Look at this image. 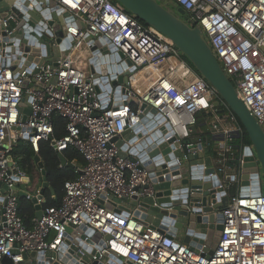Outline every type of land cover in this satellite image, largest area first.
Instances as JSON below:
<instances>
[{
    "label": "built area",
    "instance_id": "1",
    "mask_svg": "<svg viewBox=\"0 0 264 264\" xmlns=\"http://www.w3.org/2000/svg\"><path fill=\"white\" fill-rule=\"evenodd\" d=\"M27 1L28 10L17 6L26 23L36 0ZM48 1L74 19L61 39L71 40L64 56L42 54L45 45L31 33L36 29L45 33L39 20L25 27L24 46L30 51H13L19 60L12 66L5 54L14 29L7 28L18 16L10 12L0 19L6 36L0 41V264L5 257L12 264H264L261 172L260 194L252 195L250 172L244 187L247 195L241 196L243 165L249 157L246 149L251 144H246L242 125L216 90L166 36L139 23L113 0ZM170 1L175 10H184L188 26L202 32L239 98L264 129V0ZM91 42H99L98 50H108L99 52L93 64ZM60 45L53 37L50 47L57 50ZM101 54L107 60L110 55H122L111 64L121 66V71L111 74H128L122 85L126 94L110 79L101 83L110 90L97 91L91 69L107 64H101ZM55 116L65 123L59 139L53 137ZM142 117L150 123L149 129L141 123ZM139 127L146 132L135 136L133 130ZM129 130L130 135L122 137ZM19 139L27 141L35 153L44 141L58 154L75 150L84 160L77 176L64 183L59 204L44 207L30 227L19 215L16 189L28 175L11 155ZM162 143L177 148L151 157L150 151ZM138 144L142 149H136ZM177 150L180 157L171 158ZM207 157L214 168L207 177L211 183L218 182L215 188L228 197L220 211L223 228L211 255L204 243L191 249L176 235L144 225L133 209L124 208L123 201L133 195H152L157 180L165 181L176 166L191 167L190 180L203 181ZM251 157L255 158L253 151ZM236 185L237 193L230 195ZM67 228L77 235L67 234ZM95 235H100L98 240H93Z\"/></svg>",
    "mask_w": 264,
    "mask_h": 264
},
{
    "label": "water",
    "instance_id": "2",
    "mask_svg": "<svg viewBox=\"0 0 264 264\" xmlns=\"http://www.w3.org/2000/svg\"><path fill=\"white\" fill-rule=\"evenodd\" d=\"M124 11L133 15L136 19L142 21L145 25L154 27L156 30L161 32L166 36L176 48L183 54L187 59L189 64L193 69L208 83L210 84L218 93L220 98L229 107L232 113L236 116L240 124L242 125L245 134L247 135L249 142L251 144V149H246L245 164L242 170V182L240 195H247V189L244 188L248 183V173H252L251 178L253 181L252 185V195L256 196L260 194V181L258 180V170L261 172V178L263 182L264 189V129L258 124L256 119L249 113L241 99L239 98L233 83L223 72L220 64L212 53L211 48L205 41L202 32L198 28H191L188 26L184 20L180 17L184 15V10L178 8L176 13L171 12L166 8L165 4L159 3L157 0H114ZM38 2V4H36ZM27 0H0V19H4L10 12H13L18 17L16 21H9L7 30L14 29V32L9 36V47L6 48V57L9 58V64L14 66L17 64V59L19 56L15 53H27L30 51L29 46H24L27 37L25 34V27L33 26V22L42 21L43 29L45 33L41 34L40 31L35 30L31 32L38 36L39 43H42L45 50H42V54H53L64 56L65 51L70 46V38L64 42L61 39L65 36L67 27L74 22V19L70 16L68 12H62L52 1L48 0H36L34 7L35 11H30V18L26 23V18L22 12L17 9V6L23 7L24 10L27 9ZM45 5L44 9L42 5ZM3 28L0 25V41L4 42L6 40L5 33L2 31ZM55 38L56 43H60V47L57 52L56 48L50 47V44ZM24 42H23V41ZM0 42V47L2 43ZM104 44L103 41H100ZM92 44V42H91ZM99 42L92 44L90 46V51H92L94 57L90 60L93 64L98 59L99 52L106 53L108 50L103 48L98 50ZM15 51V53H13ZM33 52H37V48L32 49ZM100 55V62L103 64L104 61L107 64L102 65L101 69L92 68L91 71L96 74L97 91L101 92L103 90H110L109 85L104 88L101 83L107 82L108 79L112 80L111 85H118L117 89L121 90L123 94L127 93V89L122 87L127 80V73L116 76L111 73L120 72L121 66L115 68L113 64L114 61H119L122 55H110L108 60ZM2 61L0 55V62ZM36 61V59H35ZM127 63H130L127 61ZM98 73H102L101 77H98ZM117 81H114V80ZM27 113L26 110H24ZM141 123L145 125L146 128H150V123L146 117L141 118ZM126 131L122 137L130 135V132ZM133 134L139 136V132L145 134L146 130L143 127L135 128ZM194 131V128H193ZM154 139V137H151ZM148 139L150 143L152 140ZM136 139H132L131 142ZM170 142H173L171 140ZM169 143V142H168ZM168 143H162L158 148H153L150 151V156L154 157L158 153L163 155L167 154L170 149L177 148V145L168 147ZM120 144V143H119ZM142 147L144 143L141 144ZM138 144L136 149H142ZM252 151L254 157L252 156ZM180 150L175 151L171 158L174 156L180 157ZM122 157H125L121 153ZM61 165H65L66 161L62 154H58ZM193 157L189 155L190 165L194 162ZM34 161L37 164L39 170V176L37 178L27 177L26 183L34 187L33 195H31L30 200L34 204V209L36 211L35 217L40 218L42 215V210L46 204L44 199L45 193L48 191L51 195L54 194L52 187L49 185L47 180L48 170L44 166L43 162L40 161L39 157L36 155ZM207 169L204 172L205 177L203 181L190 180V168L184 166L180 169L178 166L170 169V174L167 175L166 180L158 179L157 184L154 181L153 194L139 197L137 195L131 196L129 199H124L127 206L124 207L127 211L134 210V215L140 217L144 225H153L158 227L168 234L176 235L178 229L185 230L183 243L187 244L191 249L204 243L208 248V254L211 255L213 250L216 248L221 230L223 228L222 215L220 213L221 209L228 203V197L223 189L215 188L218 182L213 178L212 181L207 177L208 174L214 172L212 167V161L210 157L204 160ZM72 166V165H69ZM180 171H177V170ZM152 170V168H148ZM167 173V172H164ZM181 174V179H177V175ZM153 176V174H152ZM172 178L173 181L170 183L169 179ZM146 188V187H145ZM144 188V189H145ZM142 189L139 190L141 192ZM20 197H26V193H20ZM1 208V205H0ZM67 234L77 235L70 228L66 229ZM100 235H95L93 240H98ZM107 238V237H106ZM103 245V242H101ZM74 248V247H72ZM75 250V249H74ZM49 255L51 253H48ZM35 254H31L33 259ZM88 261V259H85ZM2 264H12L9 258H3ZM57 264V263H54ZM92 264H102L100 262H92ZM107 264H112L109 262Z\"/></svg>",
    "mask_w": 264,
    "mask_h": 264
},
{
    "label": "trees",
    "instance_id": "3",
    "mask_svg": "<svg viewBox=\"0 0 264 264\" xmlns=\"http://www.w3.org/2000/svg\"><path fill=\"white\" fill-rule=\"evenodd\" d=\"M113 3L118 5L114 0ZM182 19L185 15L180 16ZM138 20V19H137ZM139 23L145 25L142 21L138 20ZM53 137L55 139L61 138L65 133V123L60 116L53 118ZM11 155L19 163V166L26 172L27 175L32 171L34 157L38 155L44 166L47 168V180L49 185L52 187L54 194L46 192V204L44 207L56 206L59 204L64 194V183L72 180L77 176V168L83 166L84 160L82 156L75 150H68L62 153L66 164L61 165L58 153L50 145L49 142H40L38 146V153H35L31 145L22 139L16 141L12 148ZM208 155H213L211 147L208 148ZM72 165V166H69ZM237 193L236 188L229 191L230 195ZM52 196V198H51ZM19 215L21 216L24 224L27 227L31 226L32 219L35 218L34 209L30 201L26 197H19Z\"/></svg>",
    "mask_w": 264,
    "mask_h": 264
},
{
    "label": "crops",
    "instance_id": "4",
    "mask_svg": "<svg viewBox=\"0 0 264 264\" xmlns=\"http://www.w3.org/2000/svg\"><path fill=\"white\" fill-rule=\"evenodd\" d=\"M38 156V155H37ZM40 159V157H39ZM41 161V159H40ZM29 177H33V178H37L39 176V170H38V167H37V164L33 163V168H32V171L29 173L28 175ZM18 193H26L27 195H33V191H34V187H31L29 186L25 181L23 183H20L17 185L16 187ZM48 192V191H47ZM52 198V196H51ZM44 199L46 200V195H44ZM34 209V204L31 202L30 199H28ZM47 202V201H46ZM36 213L35 209H34V214ZM184 233H185V230L183 229H178L177 230V234H176V238L178 240H180L181 242H183V239H184Z\"/></svg>",
    "mask_w": 264,
    "mask_h": 264
},
{
    "label": "rangeland",
    "instance_id": "5",
    "mask_svg": "<svg viewBox=\"0 0 264 264\" xmlns=\"http://www.w3.org/2000/svg\"><path fill=\"white\" fill-rule=\"evenodd\" d=\"M159 3L161 4H165L166 5V8L168 10H170L171 12H174L176 13V10L174 9L172 3L170 0H157ZM186 59V58H185ZM187 60V59H186ZM199 124H201V118H199ZM244 140L246 141V144L247 145H250V142H249V139L247 137V135L245 134L244 135ZM239 188V185H236V189ZM262 189H263V184H262ZM264 192V189L262 190Z\"/></svg>",
    "mask_w": 264,
    "mask_h": 264
}]
</instances>
